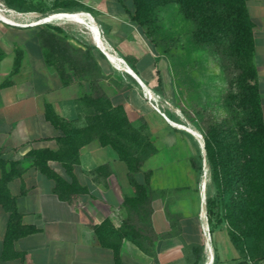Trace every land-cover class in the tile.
I'll return each mask as SVG.
<instances>
[{"label": "rangeland", "instance_id": "374dc122", "mask_svg": "<svg viewBox=\"0 0 264 264\" xmlns=\"http://www.w3.org/2000/svg\"><path fill=\"white\" fill-rule=\"evenodd\" d=\"M22 1L27 6L25 9L11 7L0 0V87L35 93L33 103L38 113H45L48 101L58 113L77 125L85 122L76 102L84 93H103L114 104L127 105L129 119L137 127L145 125L157 147L136 175L143 181L144 172L153 170L154 211L167 206L174 218L178 217L176 221H180L181 227L184 218L202 215L201 184L207 186L210 181L209 168L204 167L202 137L214 124L235 128L237 119L244 115L232 99V95L240 92L237 83L240 69L230 52L229 38L218 37L209 43L200 40L196 35L197 21L185 16L177 2L159 7L157 27L146 33L145 28L131 19L130 13L134 10L131 0H77L87 6L86 10L68 5L70 0ZM52 25L63 28L65 36L58 34L69 43L74 57L87 65L84 73L65 65L69 84L44 59L38 33L41 28ZM92 25L98 34L91 29ZM123 25L135 29L139 40L157 58V80L149 86L148 94L157 98L154 103L180 127L167 122L152 105L143 86L136 92L134 85L124 79L125 72L135 76L114 37V33H122ZM254 54L255 49L253 60ZM19 55L20 64L15 70ZM150 109L157 114H148ZM96 145L98 142H93L82 149V164H95L92 150ZM201 161L203 170L200 171L197 167ZM133 189L135 192L134 186Z\"/></svg>", "mask_w": 264, "mask_h": 264}, {"label": "trees", "instance_id": "16d2710c", "mask_svg": "<svg viewBox=\"0 0 264 264\" xmlns=\"http://www.w3.org/2000/svg\"><path fill=\"white\" fill-rule=\"evenodd\" d=\"M11 7L25 9L22 0H5ZM123 2V0H119ZM134 10L131 19L149 33L157 27L156 10L177 2L185 16L198 23L196 35L200 40L213 42L227 36L230 52L235 56L240 69L238 76L239 93L232 99L240 106L244 115L237 119L235 128L214 124L204 135L207 166L210 181L206 190V213L210 226L225 223L236 248L251 260L252 264L264 261V113L257 68L253 60L255 49L254 22L249 14L246 0H131ZM76 9H87L77 0H70ZM31 8V7H30ZM126 8V7H125ZM127 9V8H126ZM63 28L58 25L40 29L38 37L46 63L56 69L63 82L69 84L65 65L84 73L85 63L74 57ZM122 56V55H121ZM135 71L131 56H122ZM21 56L16 60L18 69ZM77 104L85 122L77 125L56 111L51 102L45 103V118L60 130L56 137L58 147L32 148L28 155L32 164L48 178L54 180V192L62 200H71L75 195L88 190L74 173L80 163L82 148L97 139L104 146H111L128 168V178L135 192L126 195L123 206L126 218L115 225L107 217L96 225V233L102 245L114 252L115 264H124L121 256L123 240L129 239L141 250L156 256L155 241L182 232L181 224L165 206L166 217L171 229L157 233L153 227L154 189L151 186L153 170L144 172L143 181L136 175L142 171L145 160L156 152L157 147L145 125L135 126L129 119L122 104H114L103 93L82 94ZM237 118V117H236ZM57 161L64 168L67 177L60 174L50 161ZM105 165L98 166L102 169ZM203 170V161L197 167ZM26 167L22 160L6 158L0 152V205L9 213L3 239V259L15 257L24 259V253L15 250L14 244L20 237L38 231L33 224L22 220L17 206V197L12 194L9 182L21 176ZM25 192V189L22 190ZM176 221V223H175ZM175 228V229H174ZM190 264H199L203 244L188 246Z\"/></svg>", "mask_w": 264, "mask_h": 264}, {"label": "crops", "instance_id": "0c3cea01", "mask_svg": "<svg viewBox=\"0 0 264 264\" xmlns=\"http://www.w3.org/2000/svg\"><path fill=\"white\" fill-rule=\"evenodd\" d=\"M246 3L255 24L254 63L264 110V0H246ZM91 29L98 34L93 25ZM121 31V34L114 33L117 45L123 56L136 58L134 67L137 71H134L135 77L127 72L123 77L134 85L136 92L143 86L148 94L149 86L157 80L159 62L148 46L139 40L135 29L123 25ZM113 32L114 29H111L110 33ZM34 98L35 93L30 91L22 93L19 88L0 87V152L6 158L22 160L26 167L21 176L9 182V188L17 197L23 222L38 228V231L15 241V250L24 253L23 260L17 257L3 259V239L9 213L0 205V264H115L113 250L102 245L95 227L107 217L115 225H120L127 216L123 201L126 195L134 194L127 165L111 146H104L97 139L91 141L83 148L98 142L92 150L95 164H82L81 150L80 163L74 168L75 175L82 184L87 185L88 190L71 200L60 199L54 192V180L41 173L27 154L32 148L56 149V137L60 135L59 129L45 118L44 111L37 112ZM139 100L143 101L141 97ZM124 106L129 112L127 105ZM146 107L149 108L148 105ZM147 113L157 114L152 109ZM162 116L176 125L167 114ZM50 164L65 175L60 163L51 160ZM101 165L106 167L97 169ZM78 166H81L80 170ZM13 187H16L15 190ZM202 187L201 184V190ZM23 189L25 192H22ZM200 209L202 215L199 217L196 215L181 221L180 234L155 241L156 256L147 254L125 238L121 246L124 264H190L188 254L191 250L188 246L192 243L204 245L199 264H252L233 244L227 225L210 226L203 203ZM152 222L157 233L170 227L164 209L156 208ZM207 226L210 239L204 233ZM260 264H264V261Z\"/></svg>", "mask_w": 264, "mask_h": 264}, {"label": "water", "instance_id": "95a60500", "mask_svg": "<svg viewBox=\"0 0 264 264\" xmlns=\"http://www.w3.org/2000/svg\"><path fill=\"white\" fill-rule=\"evenodd\" d=\"M135 75H136V73H135ZM139 80H140V82H142L141 81V79L140 78H138ZM202 142H201V148H202V151H203V154H204V167H207L208 168V166H207V160H206V150H205V147H204V138L202 137ZM205 187H206V183H204V185H203V193H202V196H203V207H204V210H205V212H206V192H205ZM209 239H210V236H209Z\"/></svg>", "mask_w": 264, "mask_h": 264}, {"label": "built area", "instance_id": "2783aa9c", "mask_svg": "<svg viewBox=\"0 0 264 264\" xmlns=\"http://www.w3.org/2000/svg\"><path fill=\"white\" fill-rule=\"evenodd\" d=\"M153 94H154V92H153ZM148 97L150 98V100H151V103H152V105L162 114V115H165L166 116V113L164 112V111H162L161 110V108L157 105V104H155L154 102L155 101H157V98L155 97V96H153V97H151L149 94H148ZM204 233H205V235L207 236V234H208V238H209V236H210V231H209V227L207 226V230L205 229L204 230Z\"/></svg>", "mask_w": 264, "mask_h": 264}, {"label": "bare ground", "instance_id": "6f19581e", "mask_svg": "<svg viewBox=\"0 0 264 264\" xmlns=\"http://www.w3.org/2000/svg\"><path fill=\"white\" fill-rule=\"evenodd\" d=\"M8 20H9V19H8ZM9 21H11V20H9ZM11 22H12V21H11ZM114 57L117 58L118 60H120L121 62L125 63V62L123 61V59H121L120 57L115 56V55H114ZM130 70H131V73H132L133 75H135L134 71H133L131 68H130ZM205 175H207V173H205Z\"/></svg>", "mask_w": 264, "mask_h": 264}]
</instances>
